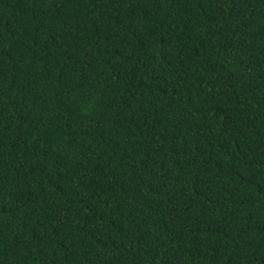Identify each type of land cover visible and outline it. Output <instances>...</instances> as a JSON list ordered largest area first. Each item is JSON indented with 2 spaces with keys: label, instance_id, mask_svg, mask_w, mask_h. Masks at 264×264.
I'll list each match as a JSON object with an SVG mask.
<instances>
[{
  "label": "trees",
  "instance_id": "trees-1",
  "mask_svg": "<svg viewBox=\"0 0 264 264\" xmlns=\"http://www.w3.org/2000/svg\"><path fill=\"white\" fill-rule=\"evenodd\" d=\"M0 264H264V0H0Z\"/></svg>",
  "mask_w": 264,
  "mask_h": 264
}]
</instances>
